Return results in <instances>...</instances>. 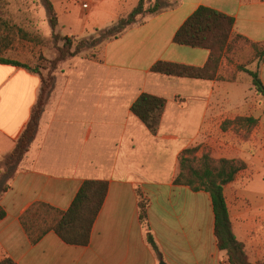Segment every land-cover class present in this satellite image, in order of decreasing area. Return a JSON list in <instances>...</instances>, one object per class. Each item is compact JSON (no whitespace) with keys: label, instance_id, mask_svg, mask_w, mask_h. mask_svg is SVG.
<instances>
[{"label":"crops","instance_id":"crops-1","mask_svg":"<svg viewBox=\"0 0 264 264\" xmlns=\"http://www.w3.org/2000/svg\"><path fill=\"white\" fill-rule=\"evenodd\" d=\"M147 3L160 8L102 45L98 57L67 59L53 76L35 137L0 194L5 214L0 221V261L7 257L15 264H229L217 247L209 195L174 183L180 155L194 149L197 158L205 153L214 160L245 165L223 194L232 232L244 245L248 262H264V194L252 191L254 183L264 180V100L251 91L243 94L239 81L221 78L222 65L211 80L151 71L159 62L196 69L206 65L208 50L174 41L200 7L233 20L230 38L264 47V0ZM69 4L60 0L62 7ZM134 7L117 13L116 20ZM3 11L10 14L7 8ZM86 33L85 28L77 29L64 37L82 38ZM15 45L26 47L22 42ZM10 52L3 58L27 64ZM256 71L264 87V57ZM41 88V75L0 63V167L26 127ZM141 95L165 101L154 134L131 112ZM236 118H251L255 124L223 128ZM86 181L107 184L89 243L68 245L49 232L31 244L21 216L39 203L67 211ZM138 194L147 202V224L161 260L145 240Z\"/></svg>","mask_w":264,"mask_h":264},{"label":"trees","instance_id":"trees-1","mask_svg":"<svg viewBox=\"0 0 264 264\" xmlns=\"http://www.w3.org/2000/svg\"><path fill=\"white\" fill-rule=\"evenodd\" d=\"M146 1L139 0L127 15L119 16L111 27L97 31V38L78 40L63 37V46L57 49L56 58L49 62L51 68L55 69L58 63L83 54L85 50H91L117 39L135 25L140 16L152 15L159 10L160 7L157 3L153 7L145 8ZM43 2L49 14L51 29L54 31L58 25L56 13L50 0H43ZM7 6L8 0H0V63L20 67L40 75L38 69L3 58L4 53L12 49L16 42L41 43V38L28 32L26 26H21V24L10 19L7 13H5L6 16L3 14V9ZM232 26L233 20L231 18L208 8H198L179 28L174 41L178 45L208 50L210 55L206 65L201 69H196L159 62L152 67L151 71L179 78L201 80L215 78L222 53L231 40ZM52 38L59 39V36L53 33ZM235 38L243 40L240 37ZM251 46L256 50L257 46ZM95 57L91 56L89 58ZM263 57L264 47L260 53V63ZM249 75L256 94L264 100V87L259 80L258 72H249ZM52 80L53 78L50 75L46 78L41 77V93L32 108L26 127L15 142L13 150L4 158L5 169L17 166L33 141L43 112L45 97L52 85ZM164 107L165 101L163 99L141 95L131 106V112L154 134L159 127ZM254 124L255 120L251 118H236L233 122L225 123L223 128L227 125L251 128ZM194 151V149L186 150L180 155L179 173L174 183L187 186L195 192L203 191L209 195L214 214V236L218 249L226 253L229 264H250L244 245L236 239L232 232L223 194L224 187L233 182L235 176L244 169L245 165L241 161L235 160H214L208 154H203L196 159L191 157ZM6 189L7 187L4 191ZM106 191L107 184L105 182L86 181L81 186L69 209L65 212L41 203L31 206L20 218V223L31 244H36L47 233L54 232L68 245L86 246L89 243L92 226L103 204ZM138 199L139 221L145 229V240L161 260L160 252L147 224V202L140 194H138ZM4 216L5 214L0 208V221ZM0 264L15 263L4 257ZM259 264H264V262Z\"/></svg>","mask_w":264,"mask_h":264},{"label":"rangeland","instance_id":"rangeland-1","mask_svg":"<svg viewBox=\"0 0 264 264\" xmlns=\"http://www.w3.org/2000/svg\"><path fill=\"white\" fill-rule=\"evenodd\" d=\"M137 1L138 0H122V2H120V0H69L70 4L67 7H62L60 6V0H51L60 17L59 26L54 31L51 29L49 14L43 0L10 1L6 7L7 10H10V14H7V16L16 23L21 24V26H26V29L31 34L41 38L40 44L22 42V45H26V47L15 45L10 55L11 57H15L13 54H17L20 61L27 63V65L32 68L38 69L41 77L46 78L50 75L53 78V76L59 72L62 62L58 63L55 69L51 68L49 62L56 58L57 49L63 46L62 38L64 35H71L75 33L77 29L81 30L85 28L87 33L82 38H70L78 40L97 38V31L111 27L116 21L117 13L129 9V7L136 6ZM160 1L163 2V0ZM84 3L90 5L89 10L82 8V4ZM145 3V8L151 7H147V1ZM6 8L3 10H6ZM66 8L67 10H65ZM3 14H5L4 11ZM53 33L59 36V39L52 38ZM262 48L263 47L257 46L255 50L254 47L251 45L249 46V44L243 40L232 37L228 46L222 53L218 64V68L222 65V74L224 77L221 78L239 81L242 84L240 89L243 94L248 96L251 91L254 95L256 92L252 86V79L249 72H256L260 63L259 58ZM101 50L102 46H97L91 50H85L83 54L78 56H86L88 58L91 56L98 57ZM225 68L226 70H224ZM191 157H195V151ZM195 158L198 159L197 157ZM12 172V168L5 169L4 166L0 167V194L7 187ZM252 191L257 194H264V180L254 183Z\"/></svg>","mask_w":264,"mask_h":264},{"label":"built area","instance_id":"built-area-1","mask_svg":"<svg viewBox=\"0 0 264 264\" xmlns=\"http://www.w3.org/2000/svg\"><path fill=\"white\" fill-rule=\"evenodd\" d=\"M82 8L85 10H88L90 8V5L87 3L82 4Z\"/></svg>","mask_w":264,"mask_h":264},{"label":"water","instance_id":"water-1","mask_svg":"<svg viewBox=\"0 0 264 264\" xmlns=\"http://www.w3.org/2000/svg\"><path fill=\"white\" fill-rule=\"evenodd\" d=\"M161 264H163V263H161Z\"/></svg>","mask_w":264,"mask_h":264}]
</instances>
